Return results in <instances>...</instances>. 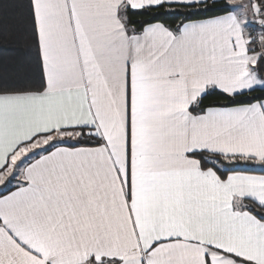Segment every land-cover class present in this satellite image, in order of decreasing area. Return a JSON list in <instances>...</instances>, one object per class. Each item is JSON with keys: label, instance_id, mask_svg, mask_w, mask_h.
Here are the masks:
<instances>
[{"label": "snow or ice", "instance_id": "6c2138e0", "mask_svg": "<svg viewBox=\"0 0 264 264\" xmlns=\"http://www.w3.org/2000/svg\"><path fill=\"white\" fill-rule=\"evenodd\" d=\"M6 9L0 264H264V0Z\"/></svg>", "mask_w": 264, "mask_h": 264}, {"label": "trees", "instance_id": "16d2710c", "mask_svg": "<svg viewBox=\"0 0 264 264\" xmlns=\"http://www.w3.org/2000/svg\"><path fill=\"white\" fill-rule=\"evenodd\" d=\"M166 23H175V21L168 19ZM22 24V13L19 9H6L3 14H0V27H3L9 34L6 42H0V65L7 69L18 64L25 55ZM220 99V97L213 95L208 97L205 103L213 100L219 102Z\"/></svg>", "mask_w": 264, "mask_h": 264}]
</instances>
